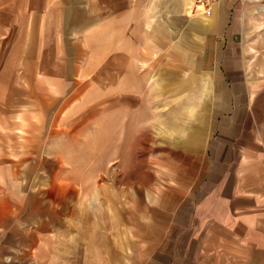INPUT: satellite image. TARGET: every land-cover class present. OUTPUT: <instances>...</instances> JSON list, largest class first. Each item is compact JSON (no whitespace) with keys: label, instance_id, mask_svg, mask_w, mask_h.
I'll return each mask as SVG.
<instances>
[{"label":"crops","instance_id":"crops-1","mask_svg":"<svg viewBox=\"0 0 264 264\" xmlns=\"http://www.w3.org/2000/svg\"><path fill=\"white\" fill-rule=\"evenodd\" d=\"M187 2L0 0V90L18 96H2L0 105L40 104V130L57 119L45 117L44 106L109 102L104 94L122 74L142 71L145 41H179L187 52L178 56L189 57L197 35L194 70L213 90L210 130L180 167L179 186L147 207L134 243L116 259L106 228L96 244L84 225L81 245L79 215L55 203L63 200L57 192L3 186L0 264H15L2 253L17 248L29 250V264L46 263L53 252L66 264H264V87L255 89L247 77L246 12L255 5L221 0L208 11L195 6L202 17L193 19ZM89 90L104 98L89 100ZM38 133V152L46 154L38 168L57 170L50 176L56 178L70 169L59 155L64 132ZM95 200L88 205L97 208Z\"/></svg>","mask_w":264,"mask_h":264},{"label":"rangeland","instance_id":"rangeland-1","mask_svg":"<svg viewBox=\"0 0 264 264\" xmlns=\"http://www.w3.org/2000/svg\"><path fill=\"white\" fill-rule=\"evenodd\" d=\"M194 2L187 4L190 17L197 19L202 15ZM248 4L255 6L246 12L247 77L259 89L264 87V0H248ZM197 37L192 36L189 57L178 56L187 52L179 41L143 42L142 56L138 57L140 73L122 74V81L113 83L105 94L88 91L89 100L106 97L109 102L92 105L76 98L66 105L44 106V116L51 119L56 114L57 119L42 122L41 130L40 104L21 99L0 105V192L3 186L20 193L57 192L63 200L55 203L79 215L81 245H86L84 225L96 244L106 228L111 258L116 259L120 249L124 251L134 243L147 207L167 189L179 186V174L184 172L180 167L193 159L195 148L210 130L213 90L194 70ZM184 60V70L177 71ZM12 93L1 89L0 98L9 94L15 100L18 96ZM2 116L8 118L3 120ZM27 116H33L32 120ZM41 131L64 132L58 137L63 149L59 155L70 169L56 178L50 176L57 170H48L47 175L38 168L46 156L38 152V142L43 141ZM199 132L202 136L196 142ZM53 155L48 154V158ZM37 176L39 180H35ZM91 197L96 198L97 208L88 205ZM80 252L82 256V248ZM2 255L9 262L26 264L23 262L29 250H4ZM59 258L53 252L46 263L35 261L61 264Z\"/></svg>","mask_w":264,"mask_h":264},{"label":"built area","instance_id":"built-area-1","mask_svg":"<svg viewBox=\"0 0 264 264\" xmlns=\"http://www.w3.org/2000/svg\"><path fill=\"white\" fill-rule=\"evenodd\" d=\"M221 0H195V6H199L202 10L204 11H208L211 9V6L216 3L219 2Z\"/></svg>","mask_w":264,"mask_h":264}]
</instances>
